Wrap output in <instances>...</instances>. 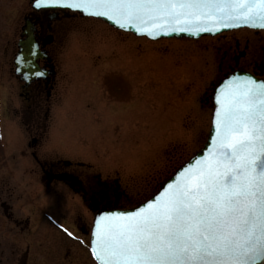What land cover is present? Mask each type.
I'll use <instances>...</instances> for the list:
<instances>
[{
    "label": "rangeland",
    "instance_id": "374dc122",
    "mask_svg": "<svg viewBox=\"0 0 264 264\" xmlns=\"http://www.w3.org/2000/svg\"><path fill=\"white\" fill-rule=\"evenodd\" d=\"M28 4L0 0V177L17 186L23 205L39 186L33 164L20 157L29 137L13 70ZM61 45L45 151L117 179L139 204L207 142L212 111L201 99L211 91L208 54L191 41L150 42L100 21L85 23ZM28 208L42 226L35 252L43 264H96L79 230L93 216L79 197L59 186L53 196L39 191Z\"/></svg>",
    "mask_w": 264,
    "mask_h": 264
},
{
    "label": "snow or ice",
    "instance_id": "6c2138e0",
    "mask_svg": "<svg viewBox=\"0 0 264 264\" xmlns=\"http://www.w3.org/2000/svg\"><path fill=\"white\" fill-rule=\"evenodd\" d=\"M106 18L152 38L264 29V0H33ZM34 47L26 78L47 73ZM213 134L193 161L131 210L100 211L91 253L98 264H264V81L233 75L214 94ZM69 236L73 233L67 228Z\"/></svg>",
    "mask_w": 264,
    "mask_h": 264
},
{
    "label": "flooded vegetation",
    "instance_id": "af4514ba",
    "mask_svg": "<svg viewBox=\"0 0 264 264\" xmlns=\"http://www.w3.org/2000/svg\"><path fill=\"white\" fill-rule=\"evenodd\" d=\"M28 1L18 28L19 40L22 39L23 27L29 23L40 52L47 57L39 59L38 64L54 74L48 75L49 80L37 79L29 84L22 80V76H15L19 97L25 106L23 116L27 118L25 126L29 137L28 150H21L20 157L33 164L32 174L37 177L39 186L30 188L31 200L29 198L30 201L23 205L17 186L8 178L0 177V264H43L44 261L39 260L35 252L42 226L36 225V215L28 208L30 202L35 203L39 191L49 197L59 186L68 188L80 198L81 205L92 214L93 219L99 210H127L140 204L121 188L117 179L103 180L100 175L94 176L89 166L53 157L45 151L46 125L58 83L61 44L85 23L98 20L64 9L37 11ZM186 41L199 44L211 61V91L205 92L201 99L208 112L213 113L215 86L227 77L240 73L264 81V30L244 28ZM15 137L22 144L21 134L17 133ZM91 227L82 226L79 230L90 238Z\"/></svg>",
    "mask_w": 264,
    "mask_h": 264
},
{
    "label": "water",
    "instance_id": "95a60500",
    "mask_svg": "<svg viewBox=\"0 0 264 264\" xmlns=\"http://www.w3.org/2000/svg\"><path fill=\"white\" fill-rule=\"evenodd\" d=\"M32 6H33V9L34 10H37V11H41V10H49V9H51V10H56V9H64V8H53V7H46V8H36V7H34V5H33V0H32ZM64 10H69V9H64ZM70 11H73V10H70ZM76 12V11H75ZM79 13V12H78ZM81 14V13H80ZM82 15H84V14H82ZM84 16H86V17H90V16H87V15H84ZM90 18H95V19H98V20H101V21H103V22H105V23H107L110 27H112V28H114V29H116V30H118V31H121V32H124V33H127V34H132L133 36H135V37H137V38H146L147 40H149V41H152V42H157V41H160V40H164V39H190V40H198V39H200V38H202V37H205V36H210V37H214V36H217V35H220V34H222V33H225V32H229V31H233V30H238V29H243V28H248V29H253V30H264V29H261V28H252V27H248V26H242V27H240V28H230V29H223V30H221L220 32H216V33H201L200 35H190V34H188V33H180V34H172V35H170V36H165V35H161V36H157L156 38H152V37H149V36H147V35H141V34H139V33H137L134 29H132V28H128V29H120L118 26H116L113 22H111V21H108L106 18H96V17H90ZM34 47H38V49H39V46H38V44H37V42L34 40V38H33V34H32V29H31V26H30V24L29 23H26V25L23 27V33H22V39L19 41V43H18V48H19V52H18V54L16 55V58H15V60H14V66H15V75L16 76H18V77H20V76H22V80L23 81H26L27 82V84H29L31 81H33V80H40V79H47V80H49V78H48V75H50V74H54L53 72H48V71H46L45 69V71H46V75L45 76H43V77H32V78H26V75H25V70L24 69H22V68H20L19 67V64H18V60H19V57H21L22 55L23 56H25V57H28V58H30L29 57V53L31 52V50L34 48ZM39 52H40V50H39ZM45 58H47L46 56H44V53H41L40 52V55L36 58V64L39 66V64H38V60L39 59H45ZM39 68H40V66H39ZM42 69V68H41ZM236 74H239V75H241V76H243V75H248V74H240V73H236ZM236 74H233V75H236ZM233 75H231V76H229L228 78H226V79H224L223 81H221L217 86H216V88L214 89V93H213V103H214V109H215V107H216V105H215V101H214V94H215V92H216V90H217V88L219 87V86H221L222 85V83L223 82H225V81H227L229 78H231ZM258 81V80H257ZM213 118H214V112H213ZM213 118H212V127H211V133H210V136L213 134V132H212V128H213ZM209 136V137H210ZM209 144V138H208V141H207V143L205 144V146L206 145H208ZM205 146H204V148L200 151V152H198L194 157H192L188 162H190V161H193L201 152H203V151H205ZM188 162H186L184 165H182L180 168H182L183 166H185ZM180 168H178V169H180ZM178 169L176 170V172L173 174V176L177 173V171H178ZM172 176V177H173ZM171 177V178H172ZM171 178H169L168 180H170ZM129 210H131V209H129ZM100 211H124V210H110V209H103V210H99L98 212H100ZM97 212V213H98ZM97 213H96V215H97ZM96 215H95V218H96ZM95 220V219H94ZM93 229V228H92ZM91 235H92V233H91ZM93 256V255H92ZM94 258V257H93ZM95 259V258H94ZM96 261V260H95ZM97 262V261H96ZM97 264H98V262H97Z\"/></svg>",
    "mask_w": 264,
    "mask_h": 264
}]
</instances>
